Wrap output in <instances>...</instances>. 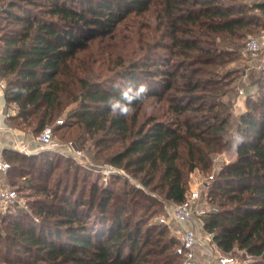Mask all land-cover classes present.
<instances>
[{"label":"trees","instance_id":"16d2710c","mask_svg":"<svg viewBox=\"0 0 264 264\" xmlns=\"http://www.w3.org/2000/svg\"><path fill=\"white\" fill-rule=\"evenodd\" d=\"M153 4L163 27L156 48L166 52L151 46L138 60L120 59L109 75L96 70L110 52L107 45L99 50L95 38L111 36L128 14ZM263 30L264 0H0V80L7 106L16 107L8 120L40 133L77 102L55 126L75 123L108 152L106 162L173 202L190 189L188 173L209 169L211 154L234 149L236 158L210 180L206 228L224 253L244 250L251 258L242 264H264V83L223 141L232 114L220 98L229 74L217 73L248 33ZM149 98L161 103V117L151 113L136 126ZM113 141L121 147L111 150ZM3 155L22 164L18 153ZM16 169L11 164L7 173L12 186ZM122 182L121 194L95 184L86 199L51 191V209L37 211L50 230L12 223L9 246L28 257L16 262L180 264L178 240L166 225L146 223L151 195Z\"/></svg>","mask_w":264,"mask_h":264},{"label":"rangeland","instance_id":"374dc122","mask_svg":"<svg viewBox=\"0 0 264 264\" xmlns=\"http://www.w3.org/2000/svg\"><path fill=\"white\" fill-rule=\"evenodd\" d=\"M75 5H77L76 2ZM156 7L157 5L153 4L149 10L143 13L132 12L128 14L117 26L114 34L95 38L97 46L100 47L99 50L102 51L104 45H107L105 50L110 52V54H106V52L103 54V57L108 56L110 61L100 67L96 62L94 64L96 70L102 68L104 75H109L112 69L117 68L116 64L119 63L120 59L124 62L138 60L142 57L141 55L148 52L151 46L155 52H166L164 48H156L157 43L162 38L163 31V27L159 24L160 20L157 17ZM260 34L248 33L242 40L243 45L238 48L236 58L217 68L218 75L229 74L226 80L228 91L225 96L220 98L232 114L231 126H227V131L223 134V141H228L231 138L235 131L236 118L253 105L261 91L259 85L264 83L262 81V77H264V51L260 50L252 56L244 50L246 41L249 38L258 37ZM76 105L77 102H71L54 122L47 124L52 128L50 146L41 145L36 141L39 133H33L27 127H15L16 125L13 123L20 135L14 134L11 144L15 147L7 149L22 155V164L13 159L8 160L14 167L18 168L14 170L15 172L12 171L10 175L11 183H14L13 186L18 192V200L14 207H4L0 203V264H22L16 262L17 257L20 256L24 260L28 258L21 250L17 253L16 246H9V243L13 242L10 235L14 221H19L25 226L33 225L36 230L40 226L44 227L45 230L51 229V224L49 220H46V216L44 217L43 214L40 215L37 212L41 206L51 209V191L57 192L58 195L64 194L71 199H86L91 194L92 186L96 184L98 188L110 187L114 193L121 194L120 187L122 181L125 180L128 181V187L132 183L136 187L144 189L152 197V205L145 215L146 223L149 225L163 224L160 218L166 215L172 201L166 199L159 190L151 191L143 186L138 177L133 176L126 169L106 162L104 158L108 152L95 145L91 135L83 132L75 123L71 122L69 126L62 128L55 126L62 125L66 119V112ZM160 106L161 103H157L154 98H149L143 102L138 111L136 126L151 113L161 117L162 109L159 108ZM10 108L13 109L14 105H11ZM58 120H62V123H58ZM21 133H23L24 138ZM4 140L5 137L1 132L0 144ZM111 146H113L111 150L121 147L117 141H113ZM26 148H28V152H25L24 149ZM0 151L3 150L0 148ZM42 154L52 163L46 164ZM235 158L234 149H225L211 154L209 169L196 168L187 174L188 188L198 185L202 189V195H206L210 210L212 203L209 197L211 180L209 176L216 175L223 165ZM49 171L50 175H48ZM173 227L166 226V233L176 238ZM231 254L239 261L246 258V254L240 249H235ZM56 263L59 262L56 261ZM33 264H51V262L40 261Z\"/></svg>","mask_w":264,"mask_h":264},{"label":"built area","instance_id":"2783aa9c","mask_svg":"<svg viewBox=\"0 0 264 264\" xmlns=\"http://www.w3.org/2000/svg\"><path fill=\"white\" fill-rule=\"evenodd\" d=\"M244 50L254 56L258 51H264V30L258 37L249 38ZM4 82L0 80V95H3ZM4 96V95H3ZM16 107L9 109L5 103L1 113L8 118ZM62 123V120H58ZM2 127L0 126V129ZM51 126H45L37 135L36 141L41 145H51ZM15 147V146H13ZM12 147V148H13ZM17 148V145H16ZM28 152V148L24 149ZM10 162L0 151V203L4 207H14L18 200V192L7 180ZM210 179L213 175L209 176ZM199 186L191 187L181 202H171L167 213L160 221L166 226L173 227L178 240L175 252L181 258L180 264H242L251 258L243 250L246 258L242 261L236 259L231 253H224L214 240V232L206 228L205 217L209 213L206 195H202Z\"/></svg>","mask_w":264,"mask_h":264},{"label":"crops","instance_id":"0c3cea01","mask_svg":"<svg viewBox=\"0 0 264 264\" xmlns=\"http://www.w3.org/2000/svg\"><path fill=\"white\" fill-rule=\"evenodd\" d=\"M6 101L4 99L3 95H0V126L2 127L0 129V133H3V136L5 137V140L3 143L0 144V148L3 149H7V148H12L13 144H11L12 142V138L15 135H20L19 131L13 127L10 123V121L8 120V118H5L4 115H2L1 111L5 105ZM10 109V107H9ZM15 112H13L12 114H14ZM22 137L24 138L23 133H21Z\"/></svg>","mask_w":264,"mask_h":264},{"label":"clouds","instance_id":"9594fccd","mask_svg":"<svg viewBox=\"0 0 264 264\" xmlns=\"http://www.w3.org/2000/svg\"><path fill=\"white\" fill-rule=\"evenodd\" d=\"M143 90L147 91L146 87ZM236 140H237V143H239L242 141V137L237 136Z\"/></svg>","mask_w":264,"mask_h":264}]
</instances>
